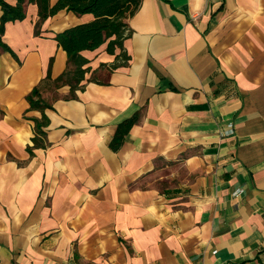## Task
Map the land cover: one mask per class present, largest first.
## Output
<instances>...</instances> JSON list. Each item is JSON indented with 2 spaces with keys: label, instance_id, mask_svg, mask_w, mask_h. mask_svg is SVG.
<instances>
[{
  "label": "crops",
  "instance_id": "1",
  "mask_svg": "<svg viewBox=\"0 0 264 264\" xmlns=\"http://www.w3.org/2000/svg\"><path fill=\"white\" fill-rule=\"evenodd\" d=\"M38 12L0 47V264H264V0H142L75 96L55 37L94 15Z\"/></svg>",
  "mask_w": 264,
  "mask_h": 264
},
{
  "label": "trees",
  "instance_id": "2",
  "mask_svg": "<svg viewBox=\"0 0 264 264\" xmlns=\"http://www.w3.org/2000/svg\"><path fill=\"white\" fill-rule=\"evenodd\" d=\"M16 5H10L6 0H0V6L3 11L0 25V47L7 49L2 40L5 31V25L8 22L21 21L26 18V0H16ZM38 6L39 20L36 24V32L39 31L42 23L48 18L55 16L62 10L72 11L77 15L93 14L94 20L87 24L71 27L64 32L56 34V41L62 47L68 56V66L66 71L56 81L57 85H70L72 96L81 89L82 81L88 71L85 66L88 60L81 55L84 50H95L109 41L108 52L114 53L116 48L123 50L124 41L130 36L127 20L133 17L140 9L142 0H58L54 6H50L49 0H29ZM119 60V58H118ZM129 57L121 54V60L113 65V69L122 64H126ZM125 61V62H124ZM50 80V74L47 78ZM39 89H35L28 97L32 107L44 108L40 101ZM137 119L132 118L122 123L116 133L111 146L117 149L126 134L130 131ZM35 145L39 146L38 136H45L41 125H36Z\"/></svg>",
  "mask_w": 264,
  "mask_h": 264
}]
</instances>
